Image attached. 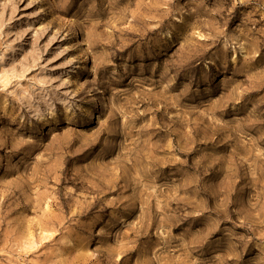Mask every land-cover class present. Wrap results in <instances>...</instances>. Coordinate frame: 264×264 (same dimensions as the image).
I'll use <instances>...</instances> for the list:
<instances>
[{
	"label": "rangeland",
	"instance_id": "1",
	"mask_svg": "<svg viewBox=\"0 0 264 264\" xmlns=\"http://www.w3.org/2000/svg\"><path fill=\"white\" fill-rule=\"evenodd\" d=\"M0 264H264V0H0Z\"/></svg>",
	"mask_w": 264,
	"mask_h": 264
}]
</instances>
